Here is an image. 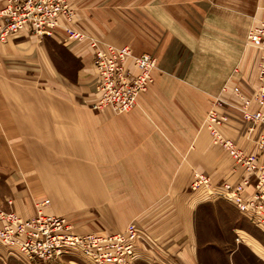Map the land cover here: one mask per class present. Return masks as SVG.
I'll return each instance as SVG.
<instances>
[{
	"label": "crops",
	"instance_id": "crops-1",
	"mask_svg": "<svg viewBox=\"0 0 264 264\" xmlns=\"http://www.w3.org/2000/svg\"><path fill=\"white\" fill-rule=\"evenodd\" d=\"M5 1L0 0V7ZM68 1L75 8L76 28L114 45L127 44L134 53L152 54L157 65L154 82L136 106L122 113L82 109L69 97L50 104L34 96L33 86L49 85L52 77L65 91L79 88L87 93L86 100L91 98L95 82L90 47L66 40L63 30L57 29L53 37L78 61L72 70L58 72L51 37L39 38L22 29L0 43V202L12 198L10 208L3 203L0 209L31 215L23 197L6 195L17 189L13 151L32 148L34 133H57L58 141L89 150L86 164L116 167L105 179L106 191L111 189L107 197L112 199L102 229L120 231L127 223L137 225V257L126 264H200L204 247L220 245L205 241L202 227L204 207L216 205L232 214V253L240 243L247 246L239 237L243 235L247 248L264 260L263 228L231 201L202 197L190 189L194 171L208 174L214 183L239 181L245 175L200 123L225 80L229 120L223 134L244 151L264 157V147L258 148L264 125L248 130L249 123L237 109L240 101L231 91L235 84L247 94L257 87L259 52L247 44L246 36L252 25L264 21V0ZM256 107L252 103L251 108ZM54 118L56 123L49 122ZM252 190L247 186V193ZM75 252L54 264H83L69 257ZM0 264L42 263L27 262L3 248Z\"/></svg>",
	"mask_w": 264,
	"mask_h": 264
},
{
	"label": "built area",
	"instance_id": "built-area-1",
	"mask_svg": "<svg viewBox=\"0 0 264 264\" xmlns=\"http://www.w3.org/2000/svg\"><path fill=\"white\" fill-rule=\"evenodd\" d=\"M73 17L74 10L68 0H6L0 7V43L22 29L43 36L63 28L69 39L86 40L91 49L98 92L92 108H109L114 113L130 110L139 94L152 83L156 58L147 52L134 53L127 44L114 45L97 39L75 28ZM246 42L259 52L257 87L247 94L235 84L231 91L240 101L237 109L249 123L250 131L256 125H264V21L248 29ZM228 90L226 82L213 97L204 124L213 143L221 146L232 158L234 168L241 167L245 175L239 181L225 179L214 183L208 174L194 171L190 189L204 192L206 198L228 199L240 213L264 229V157L244 151L223 134L222 128L229 120L224 109ZM252 103L257 104L255 109L251 108ZM263 147L264 137L260 136L258 148ZM249 185L253 190L247 193ZM139 232L137 225L130 222L120 231L79 233L66 217L39 208L29 217L0 209V242L30 263L54 264L64 254L77 251L88 256L91 264H126L137 257Z\"/></svg>",
	"mask_w": 264,
	"mask_h": 264
},
{
	"label": "rangeland",
	"instance_id": "rangeland-1",
	"mask_svg": "<svg viewBox=\"0 0 264 264\" xmlns=\"http://www.w3.org/2000/svg\"><path fill=\"white\" fill-rule=\"evenodd\" d=\"M71 7L74 10L75 17V8L72 5ZM57 29L63 30L66 40L79 41L76 39H69L67 37V32L63 28ZM56 30L51 35L37 37H51L49 39L50 52L53 60L56 62L57 71L67 72L75 68L78 61L66 52L64 46L58 42L57 37H53L54 34L56 35L58 33ZM82 31L104 41L101 37L87 30ZM80 42H84L88 45L86 40H81ZM91 66L94 74V82H96L97 72L93 66V62H91ZM153 82L154 74L152 83ZM226 82L225 80L224 83ZM152 83L149 85L148 89L140 93L139 96L146 93ZM224 83L220 85V88ZM81 91L82 90L79 88L75 89V87H70L65 91L64 87L54 77L50 79L49 85L33 86L34 96L37 95L44 100H49L50 104L57 103L53 102L55 100L58 101L69 97V99L73 98L72 101L75 105L78 106L81 104L80 107L82 109H89L93 112H96L95 110H100L94 109L91 106L92 100H95L98 96L95 86L91 93V98L88 100L84 98L87 93ZM49 109V111H51L55 109V106H51ZM101 110L111 111L109 108ZM204 119L205 117L200 121L203 127L205 126ZM38 121L40 122V120L34 122ZM43 121H48V119H43ZM52 121L56 123L55 118L49 119V122ZM31 138L32 148H21L13 151V155L15 154L16 157V169L13 173L15 174L14 179L17 189L15 190V194L12 191L11 194L6 193V195L11 197H23V203H27V206H29L32 211L31 215L37 208L45 213L62 215L79 231L95 233L115 231H107L102 228L105 226L106 210H111L110 200L112 199L107 197L108 194H111V189L109 188V191H106L105 179L106 177L110 178L112 173L114 174L116 172V167L86 164L90 161L88 158L90 156L89 150L84 148L74 149L72 143H63L61 140L58 141L60 135L57 133H34L31 135ZM63 146L68 148H63ZM2 187L4 186L2 185ZM200 194L204 197V192L200 191ZM218 197L220 196L215 198ZM107 200L109 201L108 205L106 204ZM3 203L7 208H10L9 206L12 205V198L3 199L0 205ZM213 211L216 212L213 213ZM216 215L218 216L215 217ZM231 218V212L223 210L219 205L215 207H204V222H202L204 240L216 241L220 243V245L204 247V257L201 256L202 259L200 264H264V260L253 254L247 248V246L249 247L248 239L243 235H239V237L247 246L240 243L237 246V250L232 253V249L235 248V245L232 243L235 233L232 232L230 227L233 224ZM217 225L220 228H218ZM3 248L8 249L6 245L0 242V249ZM69 257L83 262V264H91L89 257L81 252L76 251L70 254Z\"/></svg>",
	"mask_w": 264,
	"mask_h": 264
}]
</instances>
